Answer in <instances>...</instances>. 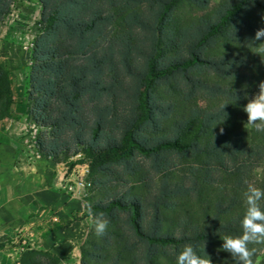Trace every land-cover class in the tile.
I'll return each instance as SVG.
<instances>
[{
	"label": "trees",
	"instance_id": "trees-1",
	"mask_svg": "<svg viewBox=\"0 0 264 264\" xmlns=\"http://www.w3.org/2000/svg\"><path fill=\"white\" fill-rule=\"evenodd\" d=\"M16 1L0 0V27ZM38 1L25 116L42 156L90 159L89 205L108 221L81 264H176L184 245L235 264L221 238L242 233L248 186L264 189V132L243 111L264 80V0ZM13 103L0 62V121ZM250 248L255 264L264 244ZM57 263L29 250L20 264Z\"/></svg>",
	"mask_w": 264,
	"mask_h": 264
},
{
	"label": "crops",
	"instance_id": "crops-1",
	"mask_svg": "<svg viewBox=\"0 0 264 264\" xmlns=\"http://www.w3.org/2000/svg\"><path fill=\"white\" fill-rule=\"evenodd\" d=\"M15 40L0 43V57L18 102L23 93L21 66L27 62L21 41ZM11 111V117L0 121V264H13L25 244L68 261L79 255L89 218L76 197L59 189L63 162L34 158L29 151L31 124L25 105L15 103Z\"/></svg>",
	"mask_w": 264,
	"mask_h": 264
},
{
	"label": "clouds",
	"instance_id": "clouds-1",
	"mask_svg": "<svg viewBox=\"0 0 264 264\" xmlns=\"http://www.w3.org/2000/svg\"><path fill=\"white\" fill-rule=\"evenodd\" d=\"M262 38H264V28L255 32L254 40L259 41ZM260 52H264V47L260 48ZM243 111L247 114L245 127L264 132V80L259 82L258 92L248 100ZM220 131L223 133V128ZM243 195L246 210L241 220L242 233L236 236L224 235L221 238L222 250L231 255L235 264H254L253 256L256 249L250 248V245L264 244V208L261 206V201L264 200V189L249 185ZM87 211L95 234L105 235L108 221L104 218V214L93 213L90 205ZM176 264H212V261L207 255L206 258L198 255L192 245H184L176 256Z\"/></svg>",
	"mask_w": 264,
	"mask_h": 264
},
{
	"label": "rangeland",
	"instance_id": "rangeland-1",
	"mask_svg": "<svg viewBox=\"0 0 264 264\" xmlns=\"http://www.w3.org/2000/svg\"><path fill=\"white\" fill-rule=\"evenodd\" d=\"M217 1L219 0H213V2H217ZM40 16H41V5L38 0H17L15 3L11 5V12L0 27V43L4 42L7 44H10L17 37L19 38L16 40L18 42L21 41V44L19 45L21 47L23 56H25V60L27 62L26 66H21L22 67L21 71L23 73V91L25 87L24 86L25 77H26V74L28 73L29 66L31 64L30 57H31V52L33 48V41L38 33ZM22 42L24 44H22ZM0 62H3L1 57H0ZM15 103L24 104L23 93H22V97L19 99L18 102L14 99L13 105ZM83 154L85 155V153ZM257 169H261V171L258 172ZM263 175H264V164L255 166L253 170L254 179L257 181H260L263 178ZM91 187L92 189L89 192V196L85 200L86 201L85 214L88 216V218H89V215H88L87 209L91 202V197L94 194L93 185H91ZM98 198H99V195H98ZM75 218L79 219L80 217L77 216ZM91 226H92V221L89 218L88 227L84 233V238L82 240V243L79 246V255L74 256L68 261H64L61 259V257L56 256L58 258L57 264H81V247L83 246L90 232ZM29 250H35V251L42 252V253L53 254L47 249L39 248L36 246L32 247L30 245L25 244L22 248H20L19 252L14 256L15 259L13 260V264H20L23 254ZM263 257H264V252L257 258L255 264H259L260 260Z\"/></svg>",
	"mask_w": 264,
	"mask_h": 264
},
{
	"label": "built area",
	"instance_id": "built-area-1",
	"mask_svg": "<svg viewBox=\"0 0 264 264\" xmlns=\"http://www.w3.org/2000/svg\"><path fill=\"white\" fill-rule=\"evenodd\" d=\"M38 128L35 124H31L28 136V149L34 158H50L42 156L37 148L36 134ZM63 166L62 175L59 181V189L70 196L76 197L82 209L86 208V198L89 196L91 182L89 181L90 174V159L82 152H78L70 156L66 161H61Z\"/></svg>",
	"mask_w": 264,
	"mask_h": 264
}]
</instances>
